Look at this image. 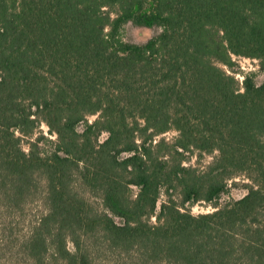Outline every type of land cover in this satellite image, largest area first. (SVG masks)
<instances>
[{
    "label": "trees",
    "instance_id": "16d2710c",
    "mask_svg": "<svg viewBox=\"0 0 264 264\" xmlns=\"http://www.w3.org/2000/svg\"><path fill=\"white\" fill-rule=\"evenodd\" d=\"M234 56L264 71V0H0V264H264V80Z\"/></svg>",
    "mask_w": 264,
    "mask_h": 264
},
{
    "label": "rangeland",
    "instance_id": "374dc122",
    "mask_svg": "<svg viewBox=\"0 0 264 264\" xmlns=\"http://www.w3.org/2000/svg\"><path fill=\"white\" fill-rule=\"evenodd\" d=\"M152 35V28H148L145 26H138L134 29V36L135 39L139 41L147 40ZM235 68L240 71L236 73V78L238 80H242V75L248 72L255 73V79L257 83H261L264 80V71L260 68V60L256 58L244 57V56H234ZM95 116H91L90 118L93 119ZM40 130L44 133L45 136L55 139L54 134L49 135L48 127L42 123L40 126ZM176 135L174 130H170L168 132L162 133L161 135L157 136L156 139L160 137L165 138V140H171ZM28 139L25 138L23 141L24 147H27ZM211 160L210 155H203L201 160L198 161V156L194 153L189 156L187 162L185 164H192L193 166H200L202 167L204 164L208 163ZM231 185V194L233 198H238L242 196L247 191L246 185L249 183L248 179L243 174L235 175L231 180H229ZM75 186L77 191L83 195L85 198L94 199L91 193L85 189L83 186L80 185L78 181L75 182ZM162 198H165L164 193L162 194ZM227 199V198H225ZM223 200H219V204H222ZM35 202H30L28 208L24 211L25 214H22L20 219L19 231L21 233L28 232L30 221L33 222V218L35 214H39L40 210L35 207ZM188 209L193 214L203 213V212H210L214 208L208 202L199 201L194 203L193 205L189 206ZM39 212H38V211ZM6 209L4 205L0 201V228L3 227V223L8 222Z\"/></svg>",
    "mask_w": 264,
    "mask_h": 264
}]
</instances>
